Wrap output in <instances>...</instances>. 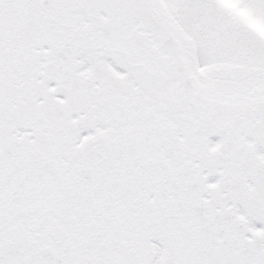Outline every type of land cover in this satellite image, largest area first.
I'll return each instance as SVG.
<instances>
[{
  "label": "snow or ice",
  "instance_id": "snow-or-ice-1",
  "mask_svg": "<svg viewBox=\"0 0 264 264\" xmlns=\"http://www.w3.org/2000/svg\"><path fill=\"white\" fill-rule=\"evenodd\" d=\"M0 264H264V0H0Z\"/></svg>",
  "mask_w": 264,
  "mask_h": 264
}]
</instances>
